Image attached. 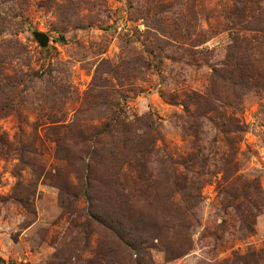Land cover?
<instances>
[{
    "label": "rangeland",
    "instance_id": "1",
    "mask_svg": "<svg viewBox=\"0 0 264 264\" xmlns=\"http://www.w3.org/2000/svg\"><path fill=\"white\" fill-rule=\"evenodd\" d=\"M0 13V264H264V0Z\"/></svg>",
    "mask_w": 264,
    "mask_h": 264
},
{
    "label": "trees",
    "instance_id": "2",
    "mask_svg": "<svg viewBox=\"0 0 264 264\" xmlns=\"http://www.w3.org/2000/svg\"><path fill=\"white\" fill-rule=\"evenodd\" d=\"M6 15H2L0 13V24L6 23ZM228 80V79H227ZM144 130V131H143ZM139 131L143 132L139 134ZM110 135H113V140L110 142V149H114L121 153L124 149L131 147V146H138L142 148V154L151 153L154 151L155 144L152 142L151 139L146 141H141L144 139L145 135H149V128H145V126H140L138 123H129L126 119L120 117H114L112 119V123H110ZM80 141L84 140V135L80 136ZM123 149V150H120ZM98 161V159H97ZM192 162V161H191ZM143 167V166H142ZM142 167L139 169L142 170ZM93 170H87L88 174H91ZM100 223H103L105 226L111 227L113 224H117L115 219L107 213H101L98 217L95 216ZM116 231L115 233L118 234L117 227L115 226Z\"/></svg>",
    "mask_w": 264,
    "mask_h": 264
},
{
    "label": "water",
    "instance_id": "3",
    "mask_svg": "<svg viewBox=\"0 0 264 264\" xmlns=\"http://www.w3.org/2000/svg\"><path fill=\"white\" fill-rule=\"evenodd\" d=\"M34 38L37 40V42L41 45V47L45 48L49 44V37L42 32H34L33 33Z\"/></svg>",
    "mask_w": 264,
    "mask_h": 264
}]
</instances>
